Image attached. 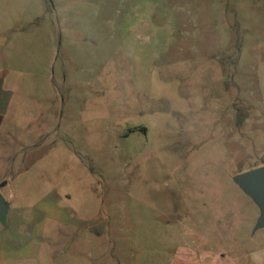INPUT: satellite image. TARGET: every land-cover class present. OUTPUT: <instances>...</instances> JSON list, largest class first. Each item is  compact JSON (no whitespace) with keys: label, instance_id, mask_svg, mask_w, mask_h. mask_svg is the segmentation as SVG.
<instances>
[{"label":"rangeland","instance_id":"obj_1","mask_svg":"<svg viewBox=\"0 0 264 264\" xmlns=\"http://www.w3.org/2000/svg\"><path fill=\"white\" fill-rule=\"evenodd\" d=\"M262 166L264 0H0V264L255 250Z\"/></svg>","mask_w":264,"mask_h":264},{"label":"water","instance_id":"obj_2","mask_svg":"<svg viewBox=\"0 0 264 264\" xmlns=\"http://www.w3.org/2000/svg\"><path fill=\"white\" fill-rule=\"evenodd\" d=\"M235 182L256 202L261 209L255 230L264 228V166L241 173ZM8 215V204L0 190V222L4 223Z\"/></svg>","mask_w":264,"mask_h":264},{"label":"crops","instance_id":"obj_3","mask_svg":"<svg viewBox=\"0 0 264 264\" xmlns=\"http://www.w3.org/2000/svg\"><path fill=\"white\" fill-rule=\"evenodd\" d=\"M258 247L240 253L208 251V264H264V238Z\"/></svg>","mask_w":264,"mask_h":264},{"label":"trees","instance_id":"obj_4","mask_svg":"<svg viewBox=\"0 0 264 264\" xmlns=\"http://www.w3.org/2000/svg\"><path fill=\"white\" fill-rule=\"evenodd\" d=\"M1 186H3V184Z\"/></svg>","mask_w":264,"mask_h":264}]
</instances>
